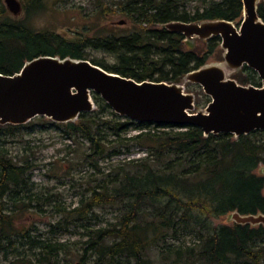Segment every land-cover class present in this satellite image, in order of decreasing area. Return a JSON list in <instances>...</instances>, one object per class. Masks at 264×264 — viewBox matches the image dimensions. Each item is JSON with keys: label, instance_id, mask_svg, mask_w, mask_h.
<instances>
[{"label": "trees", "instance_id": "16d2710c", "mask_svg": "<svg viewBox=\"0 0 264 264\" xmlns=\"http://www.w3.org/2000/svg\"><path fill=\"white\" fill-rule=\"evenodd\" d=\"M99 1L102 12L127 16L134 31L67 40L54 30H34L0 6V72L14 73L26 60L49 53L88 58L139 80L180 81L213 53L222 52L221 39L214 35L204 40L203 50L186 47L184 34L164 24L237 20L243 14L242 0ZM23 2L26 10L46 4ZM258 12L264 20V0ZM89 45L117 52L119 61L107 65L87 57L83 49ZM243 69L236 74L238 80L257 84V72L248 65ZM93 94L96 108L81 112L76 120L58 122L39 115L22 124H0V264H264L263 223L214 222L233 210L264 212V174L259 171L264 165V128L239 136L205 135L198 125L155 123L163 128L131 134L132 126L150 123L118 114L99 93ZM203 96L208 102L210 97ZM196 102L207 103L202 97ZM35 124H54L66 136L88 141L82 161L91 164L92 172L82 176L85 183L76 205H66L59 192L39 187L33 179L36 143L23 133ZM139 144L146 154L104 172L103 159ZM110 205L117 206L115 213L105 217L98 209ZM29 210L52 211L56 217L39 232L35 224L17 222ZM73 230L78 238L61 237Z\"/></svg>", "mask_w": 264, "mask_h": 264}, {"label": "water", "instance_id": "95a60500", "mask_svg": "<svg viewBox=\"0 0 264 264\" xmlns=\"http://www.w3.org/2000/svg\"><path fill=\"white\" fill-rule=\"evenodd\" d=\"M13 14L20 0H4ZM239 26L227 19L171 20L164 24L193 39L221 36L224 60L212 61L187 72L180 81L136 79L106 69L88 58L38 54L14 73L0 72V124H22L36 116L67 122L96 108L99 93L120 115L140 122L200 126L205 135L231 132L235 136L264 128V20L258 14L260 0H242ZM119 22H124L121 19ZM257 70L262 85L241 84L229 73L243 64ZM196 82L212 99L196 108V95L185 84ZM264 174V165L259 167ZM229 218L237 223L264 224V212L241 213ZM76 264H80L77 262Z\"/></svg>", "mask_w": 264, "mask_h": 264}, {"label": "rangeland", "instance_id": "374dc122", "mask_svg": "<svg viewBox=\"0 0 264 264\" xmlns=\"http://www.w3.org/2000/svg\"><path fill=\"white\" fill-rule=\"evenodd\" d=\"M21 1V0H20ZM23 1V0H22ZM46 4L36 10L23 7L19 15L15 18L29 23L36 31L54 30L66 37L67 40H72L83 36H91L99 33L116 32L130 33L135 29V24L131 22L125 15H113L112 13H104L101 10V1L99 0H45ZM6 6L4 0H0V6ZM7 7V6H6ZM124 19V22H119ZM196 46L198 50H203L206 47V42L203 39L195 38L188 46ZM84 53L89 58H94L107 65H113L119 61V54L114 51H108L103 48L94 46H86ZM220 50V48H218ZM217 51L212 54L209 60L218 59ZM218 56V57H217ZM188 90L197 93V97H202L206 103V98L203 96V88L197 83L187 84ZM155 123L144 125L143 127L130 128L129 133L139 132L141 129H154ZM157 128H163L158 126ZM175 128H178L175 126ZM24 136L35 145V160L33 179L40 185L39 187H50L52 191L60 193V197L68 206L76 205L80 199L81 184L85 183L83 174L92 172L91 164L83 162V154L88 148V141L79 137L74 140L66 136L62 129L54 124H48L45 127L42 124H35L24 129ZM18 145V144H16ZM18 147V146H16ZM147 149L143 145H135L130 150H123L120 154H114L111 157L101 161L105 173L113 171L114 167L120 161H125L130 158L140 157L146 154ZM99 173V172H98ZM99 173L98 176H100ZM104 176V174H102ZM97 176L94 175L93 177ZM84 187V186H83ZM116 205L99 208L101 212H105V217H112L115 213ZM56 216L52 211L48 213L36 212L29 210L21 216L17 217L18 223H26L27 225H36L38 231L42 232L47 229V222L54 219ZM229 214H224L214 218V222H230ZM77 231L62 234V238H78ZM188 240L190 236H187ZM78 261L77 257L75 262ZM75 264V263H74Z\"/></svg>", "mask_w": 264, "mask_h": 264}, {"label": "flooded vegetation", "instance_id": "af4514ba", "mask_svg": "<svg viewBox=\"0 0 264 264\" xmlns=\"http://www.w3.org/2000/svg\"><path fill=\"white\" fill-rule=\"evenodd\" d=\"M261 1V0H260ZM23 7L24 8H26L25 6H24V2L21 0V10L19 11V13L17 14V15H19L20 14V12L22 11V9H23ZM258 14H259V12H258ZM260 16V15H259ZM261 17V16H260ZM242 18H243V14H242V17L240 18V19H234V20H232L236 25H237V27L239 28V26H240V24H241V20H242ZM262 18V17H261ZM221 19H225V18H221ZM263 19V18H262ZM227 20H231V19H227ZM212 36H214V35H212ZM211 36V37H212ZM217 36H219V35H217ZM220 37V39H221V36H219ZM208 38H210V37H208ZM208 38H206V39H208ZM206 39H204V40H206ZM221 42H222V39H221ZM221 42H220V48H221V50H222V52H221V58H218V59H214V60H208L207 62H205L204 64H207V63H210V62H212V61H223L224 60V55H223V53H224V48L222 47V45H221ZM204 64H202V65H204ZM202 65H200L199 67H201ZM245 65H248V64H243L242 66H240L239 68H237V69H235V70H233V71H231L230 73H229V76L230 77H233V78H235L239 83H241V84H245V85H247V84H254V85H257V86H261L262 85V78H261V76L259 75V73L257 72V70L256 69H254L253 67H251L250 65H248L249 67H251V68H253L256 72H257V76H258V80H257V84L256 83H253V82H247V83H244V82H241L240 80H238V78H237V76H236V74L237 73H240V71H243L244 69V66ZM199 67H196V68H199ZM196 68H193V69H196ZM193 69H191V70H193ZM190 70V71H191ZM189 72V71H188ZM187 83H189V82H187ZM187 83L185 84V86H186V89L188 90V88H187ZM190 83H196V82H190ZM197 84H199V83H197ZM201 87H202V85L201 84H199ZM203 88V87H202ZM188 91H192V90H188ZM203 91H204V89H203ZM194 92V91H193ZM195 93V95H196V100H197V93L196 92H194ZM204 94H207L205 91H204ZM209 97H210V99L208 100V102L205 104V105H203V106H197V102H196V108H195V110L197 109V108H205L206 107V105L209 103V101H211V99H212V97L209 95V94H207ZM258 129V128H257ZM254 130V129H253ZM251 132V131H250Z\"/></svg>", "mask_w": 264, "mask_h": 264}]
</instances>
